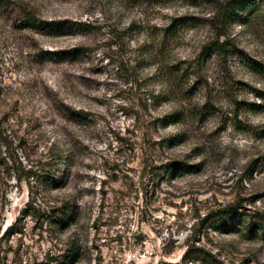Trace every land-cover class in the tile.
Here are the masks:
<instances>
[{"label": "rangeland", "instance_id": "1", "mask_svg": "<svg viewBox=\"0 0 264 264\" xmlns=\"http://www.w3.org/2000/svg\"><path fill=\"white\" fill-rule=\"evenodd\" d=\"M229 1L0 0V264H264V0Z\"/></svg>", "mask_w": 264, "mask_h": 264}, {"label": "trees", "instance_id": "2", "mask_svg": "<svg viewBox=\"0 0 264 264\" xmlns=\"http://www.w3.org/2000/svg\"><path fill=\"white\" fill-rule=\"evenodd\" d=\"M251 1L252 0H230L223 10V17L225 18L224 23H226L227 19H231L232 15H237L236 9L242 7L243 5L250 4ZM24 23H25L24 27H28L31 29H36L38 31L48 32V33H51V31L61 30L62 28L65 27V25H60V23H57V22H51L48 20L39 19L34 14L28 11H25ZM172 28H173V24H170L166 26L165 31H169ZM225 46H226V43H223V42L221 43L215 42L211 44V47L214 50V52L218 54L224 52ZM47 53L61 60L72 58V56L67 55V53H69L67 51H52V52H47ZM178 119H180L179 112H174L172 114H168L163 117V121L165 124L173 123L174 121L176 122L178 121ZM177 170H185L181 162L171 161V162L165 163V165L163 166V171L165 174H172L174 173V171H177ZM240 207H242L241 204L237 202L232 205H226L224 207L217 208L216 210H213L210 214H211V217H213V219L218 220L220 222H223V223H227L228 221L232 222L234 221V216L240 215V213L238 212V209ZM62 215L63 216L60 220L61 222L65 221L64 220L65 217L67 219L71 218V216H67L68 215L67 211H62ZM237 221L239 222L238 223L239 226L237 227L238 229H241L240 227L242 226L244 228V231L247 232L251 238L259 237L262 241H264V215L263 214L260 216H252V215L250 216V215L244 214V217L238 218ZM196 251L197 249L193 248V246L187 247V249L182 254L180 263L160 261L158 264H184L187 262L189 257L192 256V253Z\"/></svg>", "mask_w": 264, "mask_h": 264}]
</instances>
